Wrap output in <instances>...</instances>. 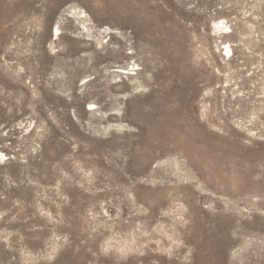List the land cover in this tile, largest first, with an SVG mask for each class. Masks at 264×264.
Listing matches in <instances>:
<instances>
[{"label": "clouds", "instance_id": "clouds-1", "mask_svg": "<svg viewBox=\"0 0 264 264\" xmlns=\"http://www.w3.org/2000/svg\"><path fill=\"white\" fill-rule=\"evenodd\" d=\"M28 4L22 23L6 35L0 29V105L13 119L14 110L28 111L24 126L14 124L12 129L20 131L23 151L16 159L25 171L53 176L57 185L73 189L76 185L85 188V175L90 178L94 203L86 219L93 234L89 240L98 242L103 236L98 229L126 223L122 221L125 208L130 219L141 210L143 224L160 219L159 209L165 203L161 200L154 206L155 197L171 195L178 186L173 173L160 171L162 153L179 152L199 171L210 167L205 157L219 150L216 142L222 143L221 138H229L230 133L235 136L234 129L264 141V120L259 119L264 115V50L256 51L264 43V0H233L223 5L240 16L239 21L232 18L234 24L244 26L236 29V35L251 29L233 44L238 52L234 69L220 56L229 77H236L229 79L237 87L227 105V97L214 95L215 89L200 96L196 84L184 79L190 61L182 58V48L191 25L180 30L165 23L159 7L171 10L165 0H28ZM74 7L82 14L79 25L71 17ZM85 23L102 36L99 44L89 41L81 27ZM212 56L207 52L200 59H207V67L215 73L219 69ZM255 56L259 61L249 70ZM195 66L207 71L204 64ZM197 102L209 109L206 117L198 116ZM241 116L246 118L242 128ZM188 143L196 147L189 150ZM157 175L161 179L156 183L145 179ZM62 199L71 203L67 196ZM243 211L228 235L218 232L215 224L201 225L189 213L182 225L186 240L173 253L175 260L181 264H264V226L244 225L243 220L251 222L252 217L243 216ZM135 231L138 259L129 264H160L151 255L156 249L149 247L155 242L154 234L143 225ZM231 237L246 238L245 243L236 247ZM89 240L76 245L87 264H108L100 261V252Z\"/></svg>", "mask_w": 264, "mask_h": 264}, {"label": "rangeland", "instance_id": "rangeland-1", "mask_svg": "<svg viewBox=\"0 0 264 264\" xmlns=\"http://www.w3.org/2000/svg\"><path fill=\"white\" fill-rule=\"evenodd\" d=\"M232 2L233 0H223V5ZM165 3L171 9L169 11L163 5L159 6L165 23L178 26L180 30L191 25L184 33L187 39L182 48V58L190 61V71L184 72V79L196 84L200 96L208 89H215L214 95L227 97L224 100L227 105L232 99V89L237 86L229 83V79L236 77H229L226 66L220 60L221 49L226 44L230 46L232 55L224 59L228 61V67L234 69L238 52L233 44L251 29L244 28L240 36L236 35V29L244 26L234 24L232 18L239 21L240 16L236 10H227L221 0H165ZM29 8L28 0H0L2 34L6 35L17 23H22ZM71 17L73 23L79 25L82 17L77 8H72ZM218 21L227 25L225 34L214 33L212 25ZM81 27L88 32L89 41L94 40L99 44L102 36L90 29L87 23ZM49 48L55 50L51 44ZM205 50L213 53L212 59L219 71L213 73L212 68L207 67L209 61L200 59L207 55ZM261 50H264V43L256 49L257 52ZM258 61L259 56L253 57L249 70ZM196 63L204 64L207 71L196 68ZM240 67L243 68L244 65L241 64ZM261 71L264 72V68ZM256 75L258 74L253 72V76ZM196 108L199 110V117L208 115L209 109L201 107L199 102L196 103ZM27 115L28 111L25 109L14 110L13 119L9 116L8 109L0 105V154L3 155L0 161V264H87L83 252H78L76 245L82 246V241L89 240L93 235L86 219H90L88 210L90 204L94 203L90 197V190L94 186L86 175L85 188L76 185L73 189L62 184L57 185L53 176L25 171V165L16 159L23 151L19 148L20 131L12 129L14 124L23 127ZM245 119L243 116L238 118L239 127L246 126ZM259 119L264 120V115ZM35 131L33 129L28 135ZM234 131L235 136L230 133L229 138H221L222 143L216 142L219 150L205 157L206 164L210 166L207 169H193L179 152L162 153L159 158L160 171L173 173L178 178V186L171 195L165 193L155 197L154 206H158L161 200L165 203L159 209L160 219L143 224L141 210L138 209L137 216L130 219L128 209H123L122 221H127L126 223L120 222L107 230L98 229L103 232V236L98 238V242L89 240L95 250L100 252V261L108 264H129V261L137 260L135 249L139 241L135 229H141L143 225L154 234L155 242L149 244V247L156 251L151 255L159 258L160 264H181L175 260L173 253L186 240L182 225L189 213H193L201 225L215 224L216 230L226 235L231 233L236 221L242 219L241 210H244L243 216L252 217L251 222L243 220L244 225H255L257 228L264 226V216L260 215L264 211V199H261L264 197V178L258 179L264 177V141L254 140L238 129ZM245 139L251 140V144H244ZM187 146L189 150L196 147L191 143ZM145 179L156 183L161 176H147ZM62 196H67L71 203L66 204ZM110 215H115L114 209ZM69 224L72 226L68 227ZM65 237L69 238L67 242ZM144 239L147 240L148 237L145 236ZM231 239L239 247L245 243L246 238ZM216 246L223 247L222 244ZM13 256L16 260H12Z\"/></svg>", "mask_w": 264, "mask_h": 264}, {"label": "bare ground", "instance_id": "bare-ground-1", "mask_svg": "<svg viewBox=\"0 0 264 264\" xmlns=\"http://www.w3.org/2000/svg\"><path fill=\"white\" fill-rule=\"evenodd\" d=\"M81 17H82V14H81ZM83 26H85V24H83ZM212 29H213L215 34L222 35V34H225L227 32L228 27H227V25L224 24L223 21H218V22H213ZM221 50H222V54H223L224 58L227 59V58L231 57L232 51H231V48L229 45L226 44ZM2 157H3V155L0 154V161H1Z\"/></svg>", "mask_w": 264, "mask_h": 264}]
</instances>
